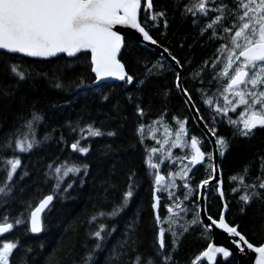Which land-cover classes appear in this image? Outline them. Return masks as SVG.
Here are the masks:
<instances>
[{
    "label": "trees",
    "instance_id": "trees-1",
    "mask_svg": "<svg viewBox=\"0 0 264 264\" xmlns=\"http://www.w3.org/2000/svg\"><path fill=\"white\" fill-rule=\"evenodd\" d=\"M244 1L153 0L152 10L143 3L140 23L178 62L185 91L217 138L226 222L258 247L264 243V125L250 131L247 119L259 109L264 117V86L245 105L229 99L241 68L233 37L247 22ZM120 61L125 82L91 87L96 79L87 52L46 61L0 52V226H11L0 236V252L5 243L15 246L8 264H196L211 243L198 198L212 176V148L178 90V73L130 40ZM156 124L174 132L182 125L186 140L205 155L173 194L159 190L149 166L159 145L147 132ZM23 140L31 141L24 152ZM192 155L190 147L173 148L160 173L168 180ZM62 167L77 172L64 178L57 174ZM49 196L53 203L35 236L31 213ZM206 199L208 215L219 220L217 186Z\"/></svg>",
    "mask_w": 264,
    "mask_h": 264
},
{
    "label": "water",
    "instance_id": "water-1",
    "mask_svg": "<svg viewBox=\"0 0 264 264\" xmlns=\"http://www.w3.org/2000/svg\"><path fill=\"white\" fill-rule=\"evenodd\" d=\"M153 9V0H0V52L23 56L32 60L46 61L60 56L74 59L87 52L91 55L95 83L91 87L107 83H123L128 79L125 65L120 56L125 41L130 40L156 55L162 56L178 73L177 87L198 128L207 137L212 148V178L200 186L199 219L211 236V243L196 260L216 264L220 259L227 261L233 256L238 264H264V243L254 246L241 235L237 227L225 220L227 205L223 193L220 170V150L216 136L201 118L195 104L182 84V69L178 62L161 47L140 23L143 5ZM263 44H256L240 54L241 59H256ZM261 57L264 53L261 52ZM247 71H240L231 82L232 87L242 85ZM264 119L260 115L250 118L249 130L260 128ZM202 151L195 154V166L203 163ZM166 181L158 176L157 183ZM216 185L223 202L219 220L207 213V191ZM157 191V190H156ZM53 203V197L43 199L31 213L30 230L33 235L42 233V217ZM160 200L154 196L153 208L159 221ZM10 225L0 226V235L9 233ZM159 245L163 249V232L159 233Z\"/></svg>",
    "mask_w": 264,
    "mask_h": 264
},
{
    "label": "rangeland",
    "instance_id": "rangeland-1",
    "mask_svg": "<svg viewBox=\"0 0 264 264\" xmlns=\"http://www.w3.org/2000/svg\"><path fill=\"white\" fill-rule=\"evenodd\" d=\"M242 8L245 10L244 16H247V22L242 25L233 37V45L235 48H239L240 51L255 43H264V0H246L242 3ZM239 66L241 68H239L238 71L243 68L249 71L248 82L243 88H236L229 91V99L239 97L241 98V104L245 105L248 103V96L253 94V91L260 85L264 86V63L257 64L239 61ZM254 114L263 115L262 110L260 109L253 111L248 116L247 125L249 123V118ZM147 135L155 138L154 140H156L159 145V149L152 152L149 157V166L155 171V178L162 174L160 173V169L164 163L162 161L164 157L168 155L170 150L180 147L183 149L190 147L192 149V157L188 159L175 174L170 175L166 182L158 186L159 190L173 194L178 180L187 182L189 173L195 168L194 161L195 154L199 150L198 145L195 141L188 142L186 140L184 128L180 124L178 131L175 132L167 125L156 124L154 127L149 128ZM18 147L19 150L23 152L27 151L31 148V141L23 140L19 143ZM12 163L14 164V167L12 168L10 174L15 173L18 168L19 161L16 160ZM210 164L212 169V162ZM73 172H77V170H73L70 167H62L57 170V174L64 178L68 177ZM170 209L173 215L179 211V207ZM14 248V244L5 243L3 245L0 252V264H8L9 256Z\"/></svg>",
    "mask_w": 264,
    "mask_h": 264
},
{
    "label": "flooded vegetation",
    "instance_id": "flooded-vegetation-1",
    "mask_svg": "<svg viewBox=\"0 0 264 264\" xmlns=\"http://www.w3.org/2000/svg\"><path fill=\"white\" fill-rule=\"evenodd\" d=\"M255 44H257V43H255ZM255 44H253V45H255ZM260 44H263L264 45V43H260ZM252 46V45H251ZM250 47V46H249ZM248 48V47H247ZM260 54H259V57L258 58H256V59H239L238 58V60L239 61H243V62H250V63H257V64H259V63H264V57H261V52H263L264 53V51H261V49H260ZM230 59H232V58H230ZM236 59V58H235ZM238 61V62H239ZM244 69V68H243ZM240 70H242V69H240ZM245 70H247V69H245ZM248 71V70H247Z\"/></svg>",
    "mask_w": 264,
    "mask_h": 264
},
{
    "label": "bare ground",
    "instance_id": "bare-ground-1",
    "mask_svg": "<svg viewBox=\"0 0 264 264\" xmlns=\"http://www.w3.org/2000/svg\"><path fill=\"white\" fill-rule=\"evenodd\" d=\"M153 38V37H152ZM161 46V45H160ZM181 68V67H180ZM182 69V68H181ZM182 72H183V70H182ZM183 77V76H182ZM183 79V78H182ZM182 84H183V82H182ZM104 85V84H103ZM184 87V86H183ZM193 101V100H192ZM195 104V103H194ZM196 106V105H195ZM198 110V109H197ZM199 114H200V112H199ZM200 116H201V114H200ZM202 118V117H201ZM207 126V125H206ZM208 127V126H207ZM210 130V129H209ZM211 131V130H210ZM238 137V136H237ZM221 166V165H220ZM54 198V197H53ZM51 207V206H50ZM48 211V210H47ZM46 211V212H47ZM208 213V212H207ZM211 219H213L212 217H211ZM213 220H215V219H213ZM200 222V221H199ZM201 223V222H200ZM2 226V225H1Z\"/></svg>",
    "mask_w": 264,
    "mask_h": 264
}]
</instances>
